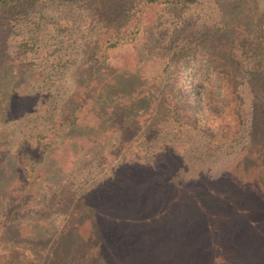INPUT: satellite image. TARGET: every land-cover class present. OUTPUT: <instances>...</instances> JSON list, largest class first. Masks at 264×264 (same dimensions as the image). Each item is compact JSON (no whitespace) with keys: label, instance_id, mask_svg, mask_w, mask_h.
<instances>
[{"label":"rangeland","instance_id":"rangeland-1","mask_svg":"<svg viewBox=\"0 0 264 264\" xmlns=\"http://www.w3.org/2000/svg\"><path fill=\"white\" fill-rule=\"evenodd\" d=\"M229 2L220 10V0H197L173 12L141 0H46L0 14V264H121L127 249L120 247L130 236L174 219L176 209L183 214L190 195L204 188L213 198L208 182L222 188V179L233 178L252 185L255 174L264 182L263 155L251 132V88L236 79L232 92L217 72L230 51L223 26ZM123 28L133 34L108 45L112 31ZM196 36L207 48L213 44L214 53L195 57L197 68L187 67L185 79L195 89L183 90L172 69ZM244 49L253 57L250 67L255 46ZM184 111L194 113L195 122L179 114ZM176 155V175L161 187L166 177L155 171L173 165ZM143 182L159 195L137 198ZM127 196L151 209L116 208ZM165 197L170 202L159 204ZM227 198L232 214L226 216L227 207L217 211L224 213L218 227L225 233L248 221L240 194ZM217 212L209 211V222L219 219ZM249 216L259 218L255 229L263 228L261 215ZM183 229L187 253L200 239H188L198 230L192 225ZM260 245L245 259L230 252L231 259L264 264ZM169 247L139 263H179ZM227 257L198 259L231 264Z\"/></svg>","mask_w":264,"mask_h":264},{"label":"trees","instance_id":"trees-1","mask_svg":"<svg viewBox=\"0 0 264 264\" xmlns=\"http://www.w3.org/2000/svg\"><path fill=\"white\" fill-rule=\"evenodd\" d=\"M40 1L46 0H0L1 17L2 14H5L6 12L11 13L12 10L23 9ZM196 1L197 0H141L142 4L162 2L173 12L179 11L182 8L188 6L190 3H194ZM220 2V10H222L224 8V4L228 2V0H220ZM245 2V0H230L229 2L231 10L227 11V16L225 17L223 26L229 29L228 34L225 37L227 38L228 43H230V51L229 56L226 57V59L228 60L225 62L220 61V66L217 68V72L220 73L219 75L222 78L229 81L232 92L236 90V83L238 82L236 79H243V81L248 83L249 87L251 88L249 91V109L250 114L254 119L253 125H255V130L252 129L251 132L253 134L255 131V140H257L255 147L257 146V144L261 147L258 148L257 152L260 151L262 152L261 155H263L258 160L259 167L262 168V164H264V0H249V5H246ZM111 34L112 39L108 41V45L110 46L114 45L125 36H130L133 33H130L128 29L123 28L114 30ZM219 40L220 38L217 40V42H219ZM245 45L249 48L250 45H253V47L255 46V64L250 67H248L246 64L249 61L253 60V57L250 56L247 51L245 52ZM189 46H191L193 49L184 51V54L179 57V66L175 65L174 69H172V72L175 73L176 78L177 76L180 77L179 80L181 81L178 82V85L179 88L183 90L195 89L194 85L191 86L190 82L188 83V86L187 82H185L186 68L189 66L195 67V62L192 65V61L195 60V57L197 55H200L198 56V58L202 57L203 59L205 56H210V54L214 53V50L212 49L213 44L211 45V47L207 48L205 46L204 38L202 39L197 36ZM182 48L187 47L183 46ZM238 49H241V53L235 54ZM209 59L210 58L208 57L206 61L208 62ZM232 68H236L237 71H233ZM230 78L233 79V83H230ZM236 96L239 95L236 93ZM182 109L187 110L188 108L182 107ZM194 110V113L198 111L197 109ZM194 113L189 115L184 111L180 112L179 114L181 116L188 117L193 122H195L196 118L193 115ZM194 126L199 128V125H197V123H195ZM206 130H211V128L206 127ZM179 158L180 155L172 156V163H174L173 165L166 166V164L163 163L161 167L155 171L157 173V176L162 175L166 177L162 178V183L164 184V186L161 187L167 188L166 184H168V182L172 180L176 175L175 170L176 168H178L179 163L177 161H179ZM257 165L258 162L255 163V171L257 170ZM227 176L233 177L231 175ZM255 178H257V180L253 181L252 185L247 184L248 181H244L241 179H222V188H220L219 183L211 186V182H208V184L204 186L210 185L213 191V198L210 191L206 190L205 188L197 195H190L193 198L190 199V205H188L187 210H183V214L180 213V210L176 212L178 210L176 209L174 212L176 214L174 219V215L172 214L169 220L162 222V225H160L159 227H151V229H148L144 233L142 232L141 234L139 233L130 236L129 240H127L126 245L124 244L123 247H120V250L126 247L125 249H127V254L125 256H129L130 260L128 261L127 259H124V256L119 262L121 264H140L139 261L142 257L147 255L148 253H150L151 255L153 254L154 256L158 255L159 253H161V248H166L168 245L172 247H169V252H171L172 254L175 253V256L179 257L180 259V262L175 264H205V262L198 259V257L206 258L207 256L215 257L216 255H228L226 261L224 262L236 264L237 260L235 258L231 259V253L233 255L239 256L240 258L243 257V259L249 257L250 254H255V248H249L255 247L257 244L260 245L259 242L264 244V226L262 229H255V220L259 218H256L255 216V220H252V218L249 216L252 213H254L255 215L259 214L261 215V222L264 221V182L260 184V179H258L257 174H255ZM240 183L244 185V189L239 188ZM147 184L143 182L140 187V192L136 193L139 194L137 198H139L140 200L142 199V201L145 202L148 198H146V195L149 194L151 196H155V193H158L155 192V190L151 186H149V183ZM155 188H160V186H157ZM219 189L224 190L221 197H217ZM192 193L193 191L190 192V194ZM228 194H240L239 199L241 201H238V204L241 208H244L241 209V215L247 213L246 215L248 221H242L243 217L240 218V216L239 221L242 222L240 224H238L237 222L236 226L233 227V229L225 233L224 231L226 229L224 227L218 226L222 225V222L220 221H223L224 213L226 214V216L232 214V212H230V207L234 205V203H231V201L227 198ZM211 198L213 199V201ZM125 199L126 203L125 200L124 202H119L120 205L116 208H127L128 211L132 210L134 212L142 210L148 212L151 209V206L148 203V206H139V204H137L136 201L130 196H127ZM162 199L164 201H159V204L162 203L163 205H167L170 202L166 197ZM201 199V203L194 202H197V200ZM171 204H173L176 208L183 209L180 208V201H173ZM223 209H226L224 213L219 214L217 212ZM209 211L213 212V214L217 212V215L219 216L216 217L219 219L215 220L214 222H209ZM178 215L180 216L177 218ZM179 220H181L182 223L176 222ZM231 223L234 224V220L231 219ZM189 224L197 228L198 230L191 232L190 238L188 239L200 240L194 242V245L196 247L191 248V250L185 253L183 251V249H185V246H183L184 242L182 240L185 238V228L183 229L182 233L180 232L181 228H183V225L185 227ZM205 226L208 227L206 228ZM244 230L246 231L245 233ZM257 230L258 232L255 233V231ZM251 232L253 234V237H250ZM123 235L124 238L127 239L128 232L123 231ZM204 238H207L206 242ZM249 238L253 242H250ZM178 239L181 247L179 250H176ZM225 240H228V242L225 243ZM132 242L133 244H130ZM153 243L156 244V247L152 245ZM260 246L264 248L262 245ZM104 249L105 248L101 249V251L104 252ZM244 249L247 251V254L241 256V253ZM107 252L109 253V248L107 249ZM187 255H189V257L192 256L193 260L190 261L189 259V261H186L185 259Z\"/></svg>","mask_w":264,"mask_h":264}]
</instances>
